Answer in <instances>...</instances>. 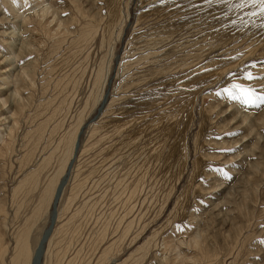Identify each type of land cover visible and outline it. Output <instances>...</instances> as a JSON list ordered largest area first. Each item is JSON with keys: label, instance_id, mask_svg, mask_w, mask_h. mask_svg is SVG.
<instances>
[{"label": "rangeland", "instance_id": "obj_1", "mask_svg": "<svg viewBox=\"0 0 264 264\" xmlns=\"http://www.w3.org/2000/svg\"><path fill=\"white\" fill-rule=\"evenodd\" d=\"M22 1L0 0V264L55 211L40 264H264V103L224 91L264 97L260 5Z\"/></svg>", "mask_w": 264, "mask_h": 264}, {"label": "snow or ice", "instance_id": "obj_2", "mask_svg": "<svg viewBox=\"0 0 264 264\" xmlns=\"http://www.w3.org/2000/svg\"><path fill=\"white\" fill-rule=\"evenodd\" d=\"M252 4H259L261 12L264 13V0H250ZM251 78V74H248ZM231 99H240L242 103H264V97L256 96L250 89L244 88L241 85H233L232 89L224 90Z\"/></svg>", "mask_w": 264, "mask_h": 264}, {"label": "bare ground", "instance_id": "obj_3", "mask_svg": "<svg viewBox=\"0 0 264 264\" xmlns=\"http://www.w3.org/2000/svg\"><path fill=\"white\" fill-rule=\"evenodd\" d=\"M26 3V1L25 0H23L22 1V4H25ZM1 21H3L4 22V18H1ZM6 58V57H5ZM5 58H3V60H5V61H7ZM8 70H4L3 71V74H5V76H4V78H3V80L2 79H0V92L1 93H3L5 90H4V86L5 85H8L9 84V82H8V80H9V75L7 74L8 72H7ZM13 96V95H12ZM3 99V98H2ZM11 99V94H9V95H7V97H6V100L2 103V104H4V106L9 102V100ZM16 101H17V99H15ZM1 106V105H0ZM2 107V106H1ZM3 109H4V113H6L5 112V108L3 107ZM20 108L18 107V110H19ZM16 110V109H15ZM15 112V111H14ZM18 113H19V111H18ZM7 114V113H6ZM5 115V114H4ZM13 115H15V114H13ZM0 116H2V115H0ZM1 119H2V117H1ZM7 119V118H6ZM16 118H14V120H15ZM3 120H5V119H3ZM2 120V121H3ZM12 120V119H11ZM0 123H2V122H0ZM3 123H4V121H3ZM7 123V122H6ZM1 125V124H0ZM13 128V127H12ZM11 127H10V129H12ZM2 129V128H1ZM11 132V131H10ZM5 143V142H4ZM9 144V143H8ZM63 179V178H62ZM62 179L60 180V182H59V184L57 185V187H56V189H55V193H54V200H53V204H54V202H55V199H56V194H57V190H58V188H59V186H60V184L62 183ZM38 250V249H37ZM2 251V250H1ZM38 251H36L35 252V254H34V256H33V258H32V261H31V264H35L36 263V261H37V258H36V256L35 255H37L36 253H37ZM39 253V252H38ZM25 255V254H24ZM22 258V257H21ZM40 264V263H39Z\"/></svg>", "mask_w": 264, "mask_h": 264}, {"label": "water", "instance_id": "obj_4", "mask_svg": "<svg viewBox=\"0 0 264 264\" xmlns=\"http://www.w3.org/2000/svg\"><path fill=\"white\" fill-rule=\"evenodd\" d=\"M63 184H64V181L63 183L60 184L59 186V189L57 191V195H56V199L59 198L60 194L62 193V187H63ZM55 217H56V211L53 213V217H52V223H51V226L50 228L46 231L44 237H43V240L41 241L40 245H39V250L37 252V255H36V258H37V261L35 264H39L41 258H42V255H43V252H44V249H45V244H46V241L48 240V237L51 233V231L53 230V227L55 225Z\"/></svg>", "mask_w": 264, "mask_h": 264}]
</instances>
